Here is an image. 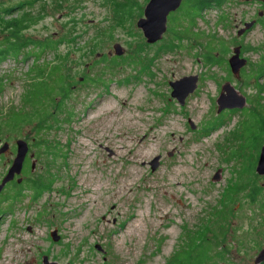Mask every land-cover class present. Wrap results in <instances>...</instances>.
Segmentation results:
<instances>
[{
	"label": "rangeland",
	"instance_id": "obj_1",
	"mask_svg": "<svg viewBox=\"0 0 264 264\" xmlns=\"http://www.w3.org/2000/svg\"><path fill=\"white\" fill-rule=\"evenodd\" d=\"M32 1L0 0V49L8 47L5 20L22 14L43 19L18 42L64 43L39 61L23 62V51L0 62V121L10 108L31 120L16 130L0 125V147L9 144L0 181L22 139L29 149L16 178L42 191L18 190L14 179L0 193V264H42V256L57 264H167L199 251V236L209 245L207 264H254L264 248V176L255 172L264 144V93L260 100L256 87L264 86V75L256 79L264 65V0H224L195 22L183 0L154 44L136 25L149 0ZM253 18L261 24L238 36ZM237 46L248 49V62L236 79L227 61ZM208 49L217 64L206 62ZM49 64H59L62 77L47 84L63 86L50 92L52 102L27 106L30 80ZM188 76H197V86L181 106L169 84ZM227 82L247 105L218 114Z\"/></svg>",
	"mask_w": 264,
	"mask_h": 264
},
{
	"label": "trees",
	"instance_id": "obj_2",
	"mask_svg": "<svg viewBox=\"0 0 264 264\" xmlns=\"http://www.w3.org/2000/svg\"><path fill=\"white\" fill-rule=\"evenodd\" d=\"M36 0L29 2L28 5L31 6ZM224 2V0H189L186 6L187 9V15L186 17L190 18L192 22H195L197 18L201 15L203 10L206 9L207 6L209 7H220L221 4ZM183 8V7H182ZM12 10L7 9L5 10L6 15H10ZM132 12H119V16L123 15H129ZM43 19L42 16H35L33 18L26 17L24 14H22L20 17L11 18L9 20H5L3 24V29L7 33V46L4 50L0 49V62L5 61L8 58H12L16 60L19 56L22 55V52L25 51V53L21 56V60L24 62L28 60L31 57H34V60L39 61L41 54H43L47 50L55 51L56 48L64 43L63 38L59 39H52L47 38L41 41H21L18 42L19 39L23 38V33L31 26H34V24L38 23ZM75 20L72 19L71 23H74ZM186 31V30H185ZM75 39V38H74ZM247 51L248 49H244ZM221 51H225L224 46L221 48ZM103 60L105 61V56L103 57ZM205 60L209 64H217L218 60L213 55V50L208 49L207 54H205ZM113 63H115V60H112ZM43 65L38 66V70H34L35 75L30 80V85L27 86V90L24 94V103L28 106H42L43 101L47 100V102H52L53 97L50 93L52 90L55 91L56 87L63 86L62 83L55 81L53 86H50L47 84V78L51 77H62L59 73L60 66L59 64L52 65L49 64V72L45 73L43 70H41V67ZM264 75V65H260L257 69L256 73V79L260 78ZM0 87H1V81H0ZM258 88V98L261 100L263 99L261 97V94L264 93L263 89L264 86H256ZM37 107V108H38ZM22 109L17 108H10L9 110L4 113V119L0 121V125L3 126L6 130H16L20 128L21 126L29 125L31 123L30 116H28L25 113H21ZM37 110V109H36ZM35 115L38 117V119H44V113H36ZM0 126V137H2V128ZM263 128V134H264V125L262 123ZM17 184V183H16ZM25 187H29L33 189L36 192V197L40 196L41 192H39L40 188H38L36 185L30 184L28 181L21 182L20 184H17V188L23 189ZM16 190V187H14ZM21 193H17L15 197L21 196ZM202 241L199 243H196V249L199 250L195 252V254L191 253H184L182 258L178 260V254L174 255L172 259L167 264H207L210 261L209 254L207 252L202 251L203 249L207 248L208 242L205 240V238L199 236ZM263 264V263H262Z\"/></svg>",
	"mask_w": 264,
	"mask_h": 264
},
{
	"label": "water",
	"instance_id": "obj_3",
	"mask_svg": "<svg viewBox=\"0 0 264 264\" xmlns=\"http://www.w3.org/2000/svg\"><path fill=\"white\" fill-rule=\"evenodd\" d=\"M183 0H149L143 9V16L137 20V27L143 33V36L146 39L148 44H154L157 41L162 39L163 34L167 29V17L170 13L177 11ZM264 12L259 13V16L263 15ZM254 26V21L245 23L243 28L238 32V36H242L247 30H250ZM114 53L116 56L120 57L123 55L124 50L119 44H115ZM241 47L237 46L233 49L232 55L228 59V65L232 75L237 79L240 76V71L242 68L247 66V60L244 57L240 56ZM198 78L197 76H188L183 77L178 81L170 82V87L172 89L171 97L174 98L181 106H183L185 99L188 95L192 94L197 86ZM185 87L183 89L182 86ZM217 113L220 114L224 110H241L247 105L246 98L243 95H240L235 88L229 83H225L221 87L220 95L217 99ZM190 127L195 129V126L189 121ZM16 152L12 160V163L7 170V173L0 181V193L3 191L5 186L12 182L15 179L17 184L22 182V178H16L19 176L23 170L24 162L28 154V143L25 140L18 139L15 141ZM9 150L8 142H4L0 147V155L6 153ZM168 156H171L169 153ZM159 157H155L150 163L152 166V171L158 166ZM33 169V164H32ZM255 172L259 176H264V144L260 148L259 157L255 166ZM219 171H217L213 180H219ZM31 227L27 228V231L30 232ZM49 236L53 242H58L60 236L56 230H53L49 233ZM94 249L104 254L105 251L98 244L94 245ZM105 259V258H104ZM42 264H57L55 262H50L47 256H42ZM34 260L26 264H33ZM264 263V248L260 249L258 254L254 259V264Z\"/></svg>",
	"mask_w": 264,
	"mask_h": 264
},
{
	"label": "flooded vegetation",
	"instance_id": "obj_4",
	"mask_svg": "<svg viewBox=\"0 0 264 264\" xmlns=\"http://www.w3.org/2000/svg\"><path fill=\"white\" fill-rule=\"evenodd\" d=\"M182 2H183V1H182ZM208 7H209V6H207L206 8H208ZM259 13H260V12H259ZM257 15H258V14H257ZM259 17H262V15L259 16ZM250 21H254V26L251 27L250 30L253 29V28H255V26L261 24L260 19H255V20H254V18H253V19L250 20ZM245 23H246V22H243L242 26H244ZM241 28H242V27H241ZM241 28H240V29H241ZM240 29H239V30H240ZM250 30H247L243 35H245V34H246L247 32H249ZM243 35H242V36H243ZM243 52H244V50L241 48V52H240V56H241V57H243V55H244ZM242 73H243V69L240 71V76H241Z\"/></svg>",
	"mask_w": 264,
	"mask_h": 264
}]
</instances>
